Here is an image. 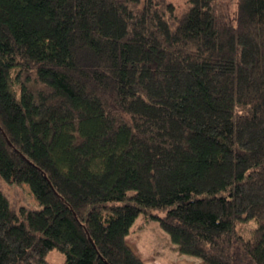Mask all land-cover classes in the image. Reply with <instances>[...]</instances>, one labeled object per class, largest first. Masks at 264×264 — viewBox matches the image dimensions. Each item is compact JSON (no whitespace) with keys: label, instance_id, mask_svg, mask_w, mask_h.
Returning <instances> with one entry per match:
<instances>
[{"label":"trees","instance_id":"1","mask_svg":"<svg viewBox=\"0 0 264 264\" xmlns=\"http://www.w3.org/2000/svg\"><path fill=\"white\" fill-rule=\"evenodd\" d=\"M0 0V264H264V0ZM250 219L249 236L235 225Z\"/></svg>","mask_w":264,"mask_h":264},{"label":"rangeland","instance_id":"2","mask_svg":"<svg viewBox=\"0 0 264 264\" xmlns=\"http://www.w3.org/2000/svg\"><path fill=\"white\" fill-rule=\"evenodd\" d=\"M177 6L184 4L186 0H171ZM237 0H220L223 9L228 13L234 10ZM0 186L7 196L12 208L21 206L25 208L37 207V202L30 192L27 184H11L0 177ZM256 226V221L250 219L245 222H237L236 230L247 237ZM125 240L132 251L146 263L158 264H201L200 258L182 253L173 243L169 235L159 226L158 222L147 215L140 213L130 227ZM45 258L55 264L64 262L65 255L56 248L47 251Z\"/></svg>","mask_w":264,"mask_h":264}]
</instances>
